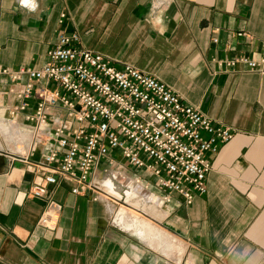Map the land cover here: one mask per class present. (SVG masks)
<instances>
[{
	"label": "crops",
	"instance_id": "crops-1",
	"mask_svg": "<svg viewBox=\"0 0 264 264\" xmlns=\"http://www.w3.org/2000/svg\"><path fill=\"white\" fill-rule=\"evenodd\" d=\"M62 32L160 79L234 138L211 159L208 190L192 205L146 190L143 172L126 165L113 170L141 206L115 207L125 202L142 224L117 225L107 200L64 182L49 232L39 226L46 204L31 196L43 182L31 171L42 150L26 122L36 103L14 113L11 91L22 87L0 75V264H264V64L226 65L264 59V0H0V71L44 67Z\"/></svg>",
	"mask_w": 264,
	"mask_h": 264
},
{
	"label": "built area",
	"instance_id": "built-area-1",
	"mask_svg": "<svg viewBox=\"0 0 264 264\" xmlns=\"http://www.w3.org/2000/svg\"><path fill=\"white\" fill-rule=\"evenodd\" d=\"M56 43L44 67L0 71L22 87L11 91L19 101L14 113L36 103L26 122L34 149L42 150L31 165L43 179L31 191L46 204L39 226L56 231L63 206L55 193L62 183L77 186L74 195L85 188L99 197L101 184L119 175L113 169L126 165L143 172L146 190L176 194L188 206L205 195L211 159L234 131L217 126L155 76L83 49L75 32L60 33ZM237 64L262 71L264 59L226 63Z\"/></svg>",
	"mask_w": 264,
	"mask_h": 264
},
{
	"label": "bare ground",
	"instance_id": "bare-ground-1",
	"mask_svg": "<svg viewBox=\"0 0 264 264\" xmlns=\"http://www.w3.org/2000/svg\"><path fill=\"white\" fill-rule=\"evenodd\" d=\"M18 132H20V131H18ZM14 134L15 133H13V136H14ZM17 136H18V134H17ZM27 136H25V135H23L22 137L20 136L21 139H22V142L21 143L17 142L18 143L17 146H16L17 150L14 149V153L17 154L18 152L19 153H23L24 152V150H25V141H27L28 138H29ZM8 138H10V137H8ZM8 142L10 143V141H8ZM11 145H13V144H11ZM15 145H16V143H15ZM0 148H3V147L1 146ZM114 177H115L116 181H114ZM114 177L106 179L101 184L102 185L101 187H102V190H103L101 198L108 201L109 210L111 211V213L115 214V216H114L115 220L114 221H115V223L117 225L123 226V228L125 227V228H128V229L135 228L136 225H138V223L139 224L143 223L142 220L139 218L140 217L139 213L136 212V211L134 212V211L130 210L125 205L121 206L120 210L116 209L115 204H118V201L121 202V200H124L128 204L133 206L134 208L135 207L139 208V206H141V205H140V201L139 202L136 201L137 197L139 196L137 194L138 192L136 191L137 189H135V187H134L135 185L132 182H127V183L122 182V179H123L122 176H119L118 174H115ZM144 224H145V222H144ZM135 230H137V229H135Z\"/></svg>",
	"mask_w": 264,
	"mask_h": 264
},
{
	"label": "rangeland",
	"instance_id": "rangeland-1",
	"mask_svg": "<svg viewBox=\"0 0 264 264\" xmlns=\"http://www.w3.org/2000/svg\"><path fill=\"white\" fill-rule=\"evenodd\" d=\"M123 205L128 206V205H126L125 202H123V203H120V204H119L118 208H121V206H123ZM130 208H132V207H130ZM135 208L137 209V207H135ZM135 208H132V209H135Z\"/></svg>",
	"mask_w": 264,
	"mask_h": 264
},
{
	"label": "snow or ice",
	"instance_id": "snow-or-ice-1",
	"mask_svg": "<svg viewBox=\"0 0 264 264\" xmlns=\"http://www.w3.org/2000/svg\"><path fill=\"white\" fill-rule=\"evenodd\" d=\"M25 2H27V0H25Z\"/></svg>",
	"mask_w": 264,
	"mask_h": 264
}]
</instances>
